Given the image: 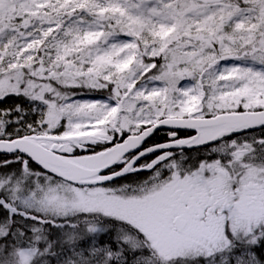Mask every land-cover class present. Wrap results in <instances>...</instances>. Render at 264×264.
<instances>
[{"label": "snow or ice", "instance_id": "obj_1", "mask_svg": "<svg viewBox=\"0 0 264 264\" xmlns=\"http://www.w3.org/2000/svg\"><path fill=\"white\" fill-rule=\"evenodd\" d=\"M0 264H264V0H0Z\"/></svg>", "mask_w": 264, "mask_h": 264}, {"label": "flooded vegetation", "instance_id": "obj_2", "mask_svg": "<svg viewBox=\"0 0 264 264\" xmlns=\"http://www.w3.org/2000/svg\"><path fill=\"white\" fill-rule=\"evenodd\" d=\"M182 133V135H185L186 133H184V132H181ZM187 134H191L190 132L189 133H187Z\"/></svg>", "mask_w": 264, "mask_h": 264}, {"label": "trees", "instance_id": "obj_3", "mask_svg": "<svg viewBox=\"0 0 264 264\" xmlns=\"http://www.w3.org/2000/svg\"><path fill=\"white\" fill-rule=\"evenodd\" d=\"M181 135H182V133H181Z\"/></svg>", "mask_w": 264, "mask_h": 264}]
</instances>
